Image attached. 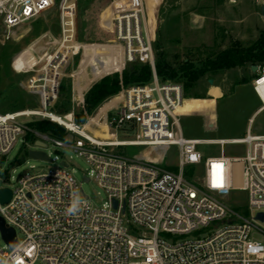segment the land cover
<instances>
[{
    "label": "built area",
    "instance_id": "built-area-1",
    "mask_svg": "<svg viewBox=\"0 0 264 264\" xmlns=\"http://www.w3.org/2000/svg\"><path fill=\"white\" fill-rule=\"evenodd\" d=\"M259 3L264 6V0ZM55 6L61 39L30 84L40 94L41 107L0 113V155L9 154L19 137L31 142L27 135L33 131L32 121L50 119L65 127L72 142L34 131L31 143L74 148L92 167L85 180H96L107 200L102 206L92 203L66 158L48 172L20 174L17 185L9 187L11 200L0 202V217L15 229L18 240L14 248L8 243V248L0 246V264H264V219L258 217L264 213V134H253L249 128L240 138L184 136L182 114L176 112L186 99L184 87L160 81L142 0L115 3V43L123 48V64L93 76L90 82L92 86L106 74L122 73L129 63L151 66L150 83L122 85L107 102L117 99L99 121L113 136L95 141L73 111L58 114L56 120L48 107H54L58 99L65 65L85 49L77 39V0H0V38L5 39L16 27ZM110 61V56L100 55L88 65L94 72ZM263 72L264 67L254 88L264 108L258 92ZM84 97L83 93L77 105L84 107ZM227 143H246L248 151L244 157L232 158L223 152L206 156L199 149L201 144H220L223 149ZM129 146L148 147L161 156L177 146V171L165 169L157 158H133L113 151ZM200 165L203 175L196 184L187 178L186 169ZM235 190L247 192L249 208L256 210L250 218L224 201ZM210 227L208 235L188 237Z\"/></svg>",
    "mask_w": 264,
    "mask_h": 264
},
{
    "label": "rangeland",
    "instance_id": "rangeland-1",
    "mask_svg": "<svg viewBox=\"0 0 264 264\" xmlns=\"http://www.w3.org/2000/svg\"><path fill=\"white\" fill-rule=\"evenodd\" d=\"M117 1L77 0V39L85 44V49L66 63L56 106L48 107L49 110L59 114L60 108L65 106L67 113L73 111L75 115V112L84 108L83 104L77 105V100H80L83 93L85 96L93 86H90L92 77L97 78L111 70V66L106 65L93 72L88 64L97 61V57L101 55L97 46L117 48L121 44L115 43V31L107 26V21L114 17V5ZM142 1L155 57L163 53L167 63L175 68L180 67L185 60L196 61L214 55L236 42L243 47L250 46L264 31V16L259 0ZM58 13L59 8L55 6L38 18L13 29L8 39L0 38V113L41 107L40 94L30 84L39 75L46 55L57 47L61 39ZM108 56L109 54L102 55L103 58ZM257 65L259 68L256 71L249 64L207 74L188 88L184 79L182 83L185 84L186 108L180 112L184 114L180 116L184 136L201 139L240 138L246 135L248 128L253 134H264V109L255 113L262 106V101L254 88V81L260 76L264 63ZM111 74H106L101 79ZM209 78L214 79L213 84L209 83ZM80 85H84L82 92L78 88ZM214 87L222 89L219 97L211 94ZM114 96L104 100L103 106L95 109L93 114H87V120L83 124L94 139L106 141L113 136L93 124L100 122V115L105 112L110 105L107 102ZM212 99H215L214 104H209ZM203 100L204 105L201 104ZM55 113L53 116L58 117ZM64 138L72 142L69 133ZM29 148L39 149L34 143H27L23 137H19L9 154L0 155V188H13L17 185L20 174L48 172L58 167L61 159L66 158L71 163L74 177L92 203L102 206L107 200V193L96 180H85L86 175H91L92 167L74 148L57 147L49 142L44 150L53 160L30 157L27 154ZM199 149L206 156L223 152L232 158L244 157L248 144L227 143L223 149L220 144H201ZM113 151L133 158H157L160 165L168 170H175L178 166L177 146L170 147L162 156L142 146L118 147ZM202 175V165L188 166L186 169L187 178L196 184ZM224 201L246 218L256 212L249 208L246 191L235 190ZM211 228L194 232L188 237L208 235ZM256 237L261 239L260 235ZM0 246L8 248L1 231Z\"/></svg>",
    "mask_w": 264,
    "mask_h": 264
},
{
    "label": "trees",
    "instance_id": "trees-1",
    "mask_svg": "<svg viewBox=\"0 0 264 264\" xmlns=\"http://www.w3.org/2000/svg\"><path fill=\"white\" fill-rule=\"evenodd\" d=\"M259 63H264V31L260 38L250 46L243 47L239 42H236L234 45L220 50L214 55H209L196 61L185 60L177 68L167 63L163 53H159L156 58V68L160 81L181 83L184 87L185 84L182 81L185 79L186 88L207 74ZM151 80L152 69L149 64L129 63L122 73L115 72L103 77L87 91L84 98V108L79 112H75V120L81 124L85 123L87 114H92L104 100L117 94L121 90L122 85L129 87L148 84ZM201 102V104H205L204 100ZM214 102L215 99H212L209 104H214ZM67 112L68 110L64 106L60 108L59 115H64ZM30 127L33 131L28 133L27 140L31 142L35 138L34 131L61 139L67 134L65 127L50 119H36L30 123ZM175 171H177V167Z\"/></svg>",
    "mask_w": 264,
    "mask_h": 264
},
{
    "label": "water",
    "instance_id": "water-1",
    "mask_svg": "<svg viewBox=\"0 0 264 264\" xmlns=\"http://www.w3.org/2000/svg\"><path fill=\"white\" fill-rule=\"evenodd\" d=\"M260 10H261L262 15L264 16V6L263 5L260 7ZM258 68H259L258 65H252L253 71L258 70ZM213 82H214V79L209 78V83L213 84ZM36 146L45 147V143L37 142ZM28 155L33 158H38L42 160H50V157L47 155V153L44 150H38V149L31 148L28 150ZM63 164L66 165L65 162ZM12 195H13V191L11 188L9 187L0 188V202L2 204L9 202L12 198ZM114 205L117 206V201H114ZM124 210H125V207H124ZM258 217L263 220L264 213L260 212L258 214ZM0 231H1L3 239L6 241V243L9 244L11 248H14L17 246L18 240L16 238L15 229L11 226H8L2 217H0Z\"/></svg>",
    "mask_w": 264,
    "mask_h": 264
},
{
    "label": "bare ground",
    "instance_id": "bare-ground-1",
    "mask_svg": "<svg viewBox=\"0 0 264 264\" xmlns=\"http://www.w3.org/2000/svg\"><path fill=\"white\" fill-rule=\"evenodd\" d=\"M144 8V7H143ZM144 16H145V9H144ZM145 21H146V17H145ZM107 26L111 27L114 31H115V35H116V30H115V23H114V17L111 18L110 20L107 21ZM146 27L148 30V34L151 38L150 35V31L148 28V24L146 21ZM117 39V38H116ZM97 49L99 50V52L101 53V55H105V54H109L110 56V62H107L105 64H102V67H105L106 65L111 66V70L112 69H119L122 64H123V60H124V54H123V48L121 45H119L117 48H109V47H104V46H97ZM78 75V74H76ZM80 76V75H79ZM88 76V75H87ZM263 79L261 80V85L258 87V92L260 93V95L262 96V98L264 99V72L262 74ZM89 80V77H88ZM79 85V84H78ZM79 91L81 90V92L84 90V85H80L79 87ZM117 100V99H116ZM116 100H113L112 102H115ZM110 102V104L112 103ZM108 108V107H107ZM106 108V109H107ZM186 108V103L184 101L183 105L181 107H179L176 112L180 113L182 110H184ZM58 117H54L56 120L59 119V115L56 114ZM100 128H103L104 130H107V132L109 134H111V131L108 129L107 125L105 124V122H99L98 123ZM112 135V134H111ZM94 139V138H93ZM219 139H223V138H219ZM227 139V138H224ZM97 142H101L100 140L94 139ZM104 141V140H103ZM217 142V141H215ZM237 167H240V163L236 164ZM238 182H240V177L238 178Z\"/></svg>",
    "mask_w": 264,
    "mask_h": 264
},
{
    "label": "crops",
    "instance_id": "crops-1",
    "mask_svg": "<svg viewBox=\"0 0 264 264\" xmlns=\"http://www.w3.org/2000/svg\"><path fill=\"white\" fill-rule=\"evenodd\" d=\"M221 92H222V89L221 88H219V87H214L213 89H212V92H211V94L213 95V96H215V97H219L220 96V94H221ZM262 109H264L262 106H260L257 110H256V112L255 113H257V112H259L260 110H262ZM182 115H184V114H182ZM181 115V116H182ZM249 129V128H248ZM207 139V138H206ZM208 139H215V138H208Z\"/></svg>",
    "mask_w": 264,
    "mask_h": 264
}]
</instances>
